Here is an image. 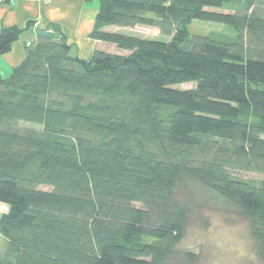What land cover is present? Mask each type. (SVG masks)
I'll return each instance as SVG.
<instances>
[{
  "label": "trees",
  "instance_id": "obj_1",
  "mask_svg": "<svg viewBox=\"0 0 264 264\" xmlns=\"http://www.w3.org/2000/svg\"><path fill=\"white\" fill-rule=\"evenodd\" d=\"M97 2L89 38L117 52L80 59L48 25L53 36L39 34L0 78V235L11 264H193L177 249L191 184L250 222L264 262V0ZM195 20L229 26L235 40L190 36ZM136 25L169 40L103 30ZM21 32L0 30V56Z\"/></svg>",
  "mask_w": 264,
  "mask_h": 264
},
{
  "label": "rangeland",
  "instance_id": "obj_2",
  "mask_svg": "<svg viewBox=\"0 0 264 264\" xmlns=\"http://www.w3.org/2000/svg\"><path fill=\"white\" fill-rule=\"evenodd\" d=\"M93 3L97 6V0ZM107 32L136 37L151 41H168L155 27L136 25L131 28L110 27ZM187 32L190 36L207 37L213 41L230 43L235 40L231 27L203 21H192ZM107 52L118 50L114 45L104 44ZM179 90H188L193 84L176 86ZM30 125V126H29ZM20 129L40 127L21 122ZM231 176L251 183L262 179L259 174L232 170ZM44 189V188H40ZM181 191V190H180ZM185 192V193H184ZM191 207L184 237L177 246L180 252L194 257L193 264H264L257 256V243L251 236L250 222L224 200L196 185H189L181 197Z\"/></svg>",
  "mask_w": 264,
  "mask_h": 264
},
{
  "label": "crops",
  "instance_id": "obj_3",
  "mask_svg": "<svg viewBox=\"0 0 264 264\" xmlns=\"http://www.w3.org/2000/svg\"><path fill=\"white\" fill-rule=\"evenodd\" d=\"M97 6L84 0H48L34 2L31 0H13L0 4V30L17 27L22 32L10 51L0 56V78L10 75L24 57V48L39 34L53 36L54 32L48 25L58 27L71 47V54L87 60L94 50H105L104 43L91 40L89 34L94 26ZM28 23H31L28 25ZM28 25V26H27ZM110 27H105L107 31ZM8 206L0 202V217L6 214ZM0 264H11L7 253V242L0 235Z\"/></svg>",
  "mask_w": 264,
  "mask_h": 264
},
{
  "label": "built area",
  "instance_id": "obj_4",
  "mask_svg": "<svg viewBox=\"0 0 264 264\" xmlns=\"http://www.w3.org/2000/svg\"><path fill=\"white\" fill-rule=\"evenodd\" d=\"M31 1H34V2H47L48 0H31Z\"/></svg>",
  "mask_w": 264,
  "mask_h": 264
}]
</instances>
